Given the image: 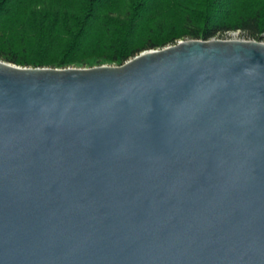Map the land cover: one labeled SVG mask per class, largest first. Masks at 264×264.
<instances>
[{
	"label": "water",
	"instance_id": "water-1",
	"mask_svg": "<svg viewBox=\"0 0 264 264\" xmlns=\"http://www.w3.org/2000/svg\"><path fill=\"white\" fill-rule=\"evenodd\" d=\"M0 264H264V43L0 60Z\"/></svg>",
	"mask_w": 264,
	"mask_h": 264
},
{
	"label": "trees",
	"instance_id": "trees-1",
	"mask_svg": "<svg viewBox=\"0 0 264 264\" xmlns=\"http://www.w3.org/2000/svg\"><path fill=\"white\" fill-rule=\"evenodd\" d=\"M0 0V60L22 67L123 66L181 40H264V0Z\"/></svg>",
	"mask_w": 264,
	"mask_h": 264
},
{
	"label": "rangeland",
	"instance_id": "rangeland-1",
	"mask_svg": "<svg viewBox=\"0 0 264 264\" xmlns=\"http://www.w3.org/2000/svg\"><path fill=\"white\" fill-rule=\"evenodd\" d=\"M234 1V6H238L240 3H242L245 0H233ZM186 40H191V39H186ZM215 40H223V41H256L251 39L247 34L243 33V32H230V33H226L221 37H218V39L216 38ZM184 41V40H181ZM258 42V41H257ZM264 43V40L261 42ZM107 66H113L111 64H105ZM75 68H85L87 69L88 67H75Z\"/></svg>",
	"mask_w": 264,
	"mask_h": 264
}]
</instances>
